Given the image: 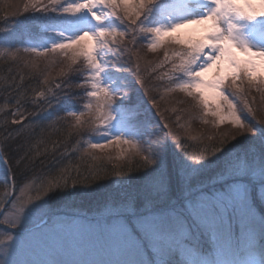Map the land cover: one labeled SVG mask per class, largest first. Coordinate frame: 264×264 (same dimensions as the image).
<instances>
[{"label":"snow or ice","instance_id":"6c2138e0","mask_svg":"<svg viewBox=\"0 0 264 264\" xmlns=\"http://www.w3.org/2000/svg\"><path fill=\"white\" fill-rule=\"evenodd\" d=\"M23 13V20L0 29L4 51L13 58L58 55L69 61L58 75L69 79L55 80L31 101L21 86L8 85L17 91L10 123L20 127H8V120L0 126V166L3 183L11 184L9 174L13 180L19 176L20 195L0 212L13 216L0 240V264H35L15 259L13 246L36 233L49 235L56 208L87 191L103 197L109 220L105 248L121 258L84 264H264V214L257 219L256 212L257 202L264 205V126L257 127L264 118L256 120L264 111V0H32ZM126 38L133 48L165 49L156 68H171L156 79L166 76V93L180 91L193 101L200 112L193 119L207 124L211 116L236 133L190 154L187 141L166 120L161 124L164 116L157 98L148 95L152 89L145 87L139 64L134 81L115 75L125 70L121 60L131 53ZM74 72L78 79L71 78ZM72 83L83 91H67ZM136 84L147 99L133 103L132 94L140 95ZM252 91L260 94L258 109L250 106L256 102L248 99ZM77 99L79 104L71 103ZM241 100L251 120L238 111ZM30 104L35 114L28 112ZM45 108L50 111L42 116ZM53 116L72 117L69 136L80 139L70 150L52 141L50 156L47 150L34 152L33 141ZM174 123L190 132L179 116ZM113 146L133 162L111 173L122 178L113 181L120 185L113 192H99L108 187L100 181L110 178L102 166H69L84 155L95 160L92 152ZM37 165L44 167L40 185L34 197L24 198L33 190ZM204 240L215 246L214 257L201 247Z\"/></svg>","mask_w":264,"mask_h":264},{"label":"rangeland","instance_id":"374dc122","mask_svg":"<svg viewBox=\"0 0 264 264\" xmlns=\"http://www.w3.org/2000/svg\"><path fill=\"white\" fill-rule=\"evenodd\" d=\"M44 2L47 3V0H44ZM65 2H67V0H65ZM31 3L32 0H0V17L6 16L13 18L12 20H23L26 15V13H23V8L26 4L30 6ZM7 25L8 22H6L5 26L1 29H4ZM2 35L3 33H0V38H2ZM18 39L19 37L15 38L13 42H16ZM123 43L125 45L128 44L127 46L131 49V53H126L121 60V65L125 70L121 73H116L115 75L125 76L129 81H134L135 66L137 63L139 64L141 76L145 81V87L152 89L148 95L157 98L158 108L164 116V120L161 121V124L166 120L172 127V131L178 133L187 141V148L190 151V154L198 155L206 146L219 143L224 134H228L230 137L231 134L236 133V129L233 125L227 122L224 124H214V118L211 116L206 118L208 120L207 124L202 123L199 119H193L192 117L200 115V112L199 109L194 106L193 101L189 97L180 91L170 93L165 92V89L168 87L167 77L165 76L163 80H158L156 77L165 72H169L171 65L166 64L165 67L162 68L161 74L152 71L157 64L163 61L165 49L161 48L152 52L149 51L147 47L139 44L133 48L127 38ZM53 61H55V63ZM68 63L69 61L67 59L58 55L53 56L51 53L47 56H35L32 54L25 55L21 53L13 58L11 53L5 52L2 44H0V64H4L0 66V69L11 71V74L15 70L24 71L27 76L34 75L43 80L46 77L48 83L59 79L67 80L69 79L68 76L61 77L58 74L62 69L66 68ZM1 75L2 72H0V78ZM72 75L74 74L71 73L70 76ZM209 75L211 76L212 74ZM135 88L139 89L140 95L136 96L134 93L132 94L133 103L139 102L141 98L147 99L146 97H143L144 89L140 88L139 84H136ZM161 96H163V99H160ZM247 96L249 101L255 97L256 102L250 105L253 109L261 107L259 93L252 91L247 93ZM237 108L238 111L243 110L245 115H248L247 109L242 100L238 103ZM155 111L156 109H153V112ZM46 114H48V112ZM63 115L64 113L61 114V116ZM177 116L180 117V123L184 124L185 127L190 126V132H185L176 126L174 122L176 121ZM248 118L250 120L252 119L250 115H248ZM261 118H264V111H258L256 113V120H260ZM85 119H87V117H85ZM157 119H159V117H157ZM53 121H56L55 116L50 120L51 123L48 125L49 128L51 124L55 123ZM63 123L64 127L67 128L66 133L69 138L76 139L77 137L80 139V137L75 134L69 136V133H74V130L70 127V125L74 123L72 117H66V119L63 120ZM253 123H255V120ZM261 126L264 125L257 124V127ZM165 131H167V129H165ZM190 137H197V139H191ZM208 137H212V139H209ZM238 138L242 137L238 136ZM47 139L50 140L52 137L48 136ZM37 140L44 141L43 136L41 139L40 135ZM50 146L52 145L50 144ZM91 155H94L96 159L92 160L88 155H84L83 159L78 160L80 170L85 171L102 166L107 169L110 178L100 181V183L108 185V187L99 188V192L115 191L120 185L113 183V181L122 178L112 176L111 173L121 168L126 170L133 162L129 159L127 153L115 146L104 151L96 150L92 152ZM11 177L10 174L7 177L11 182L10 185L3 183L5 176L2 171V166H0V212L4 210L10 197L20 195L18 190L20 185H17ZM123 178H126V176ZM40 181L41 179H38L37 181H32L31 179L33 190L26 191L24 198L35 196V188L39 187ZM92 186L96 187V183H93ZM79 196L84 197L85 199L83 200L88 201L92 208L90 209L89 207H86L80 210L76 208L75 206L81 204L79 203ZM17 205H19V201H17ZM56 211L59 215L54 216L52 220L48 221L46 229L50 236L36 233L34 238L18 242L13 246L15 250V259L35 262V264H73V262H76V264H84V262L121 258L120 256L109 253L105 248L104 229L109 223V220L108 213L105 210L103 197L87 191L86 194L74 195L68 198L60 208H56ZM256 212L258 219L260 214H264V205H260L259 202H257ZM12 219L13 216L11 213H5L3 216H0V240L5 238L4 228L7 227L6 220L10 221ZM32 227L34 228L35 226L33 225ZM258 238L257 229V239ZM244 241L245 236L241 235V249H243ZM0 247L3 246L0 245ZM201 247L204 248L210 258L215 256V246L210 241H202ZM0 258H2V253H0ZM149 258V256H145V259ZM225 258L232 257L228 256ZM235 258L245 259L246 257L237 254Z\"/></svg>","mask_w":264,"mask_h":264},{"label":"trees","instance_id":"16d2710c","mask_svg":"<svg viewBox=\"0 0 264 264\" xmlns=\"http://www.w3.org/2000/svg\"><path fill=\"white\" fill-rule=\"evenodd\" d=\"M12 19L13 18L1 16L0 17V29L3 26H5L6 22L12 21ZM126 45H128V44H126ZM2 65H4V64H0V66H2ZM156 66L154 68H156ZM2 70L3 69H0V72H2V75L0 78V126H3L4 121L8 120L9 121L8 127L19 128L20 125H12L10 123L11 119L13 118L10 115V112L15 108V104L13 101H14V98L17 97V91L15 88L9 89L8 85L10 83H12V84L21 86V91H26L27 99L29 101H31L35 98V95L38 91H46V89L48 87H50L53 84V82L44 84V83H42V81H43L42 78H39V77L34 76V75L27 76L24 71H16L15 70L11 74V71H4V70L2 71ZM156 72H158L157 74H161L162 68H156ZM72 74H74L71 76V78L73 80L78 79V77H77L78 75L77 74L75 75V72ZM59 80H61V79H59ZM66 90L67 91H74V92L83 91V89L76 87L75 83H72L71 85H69ZM71 103L79 104V100L78 99L73 100V101H71ZM41 106H43V105H41ZM53 107L55 108V106H53ZM33 109H34V106L30 104L29 108H28V112H33V114H35ZM49 111H50L49 109L45 108L44 111L41 112V115L45 116V115H47L46 113ZM61 114H63V112H61ZM31 118H32V116L28 117V119H31ZM25 123H27V121H25ZM44 123L46 126L45 130L43 131L42 134H39L37 138L39 139V137L41 135V136H43V139L45 142L42 140H37V141H41V142L33 141L32 148H33L34 152L38 151L40 153H44L45 150H47V153L50 156V154L54 150L52 141L59 142L60 150H63L64 148H68L70 150L71 147L74 146L75 141L78 140L77 137H76V139L68 137V135L66 133L67 128L64 127L63 120L55 121L54 124H51L50 128L48 127V125H50V123H51L50 120L45 121ZM48 136H51L52 139H50V140L47 139ZM50 144L52 146H50ZM189 153H190V151H189ZM78 160L79 159H74V160L70 161L69 162L70 168H74V167L78 166L79 165ZM13 168H14V165H13ZM43 171H44V167L42 165H37L35 172L33 173L32 177H31L32 181L33 180L37 181L38 179H42ZM10 175L12 176V174H10ZM73 175H75V173ZM14 182L17 183V185H20L19 176L16 177ZM93 183H95V182H93ZM0 185H1V183H0ZM83 199H85V198L81 196L79 199V203H81V204H79L78 206H75V207L78 208L79 210L84 209L86 207H89L91 209L92 206H90L89 202L85 201Z\"/></svg>","mask_w":264,"mask_h":264}]
</instances>
